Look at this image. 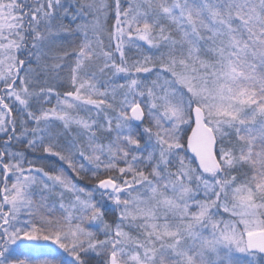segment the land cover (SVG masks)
<instances>
[{
	"label": "snow or ice",
	"instance_id": "6c2138e0",
	"mask_svg": "<svg viewBox=\"0 0 264 264\" xmlns=\"http://www.w3.org/2000/svg\"><path fill=\"white\" fill-rule=\"evenodd\" d=\"M0 264H264V0H0Z\"/></svg>",
	"mask_w": 264,
	"mask_h": 264
}]
</instances>
